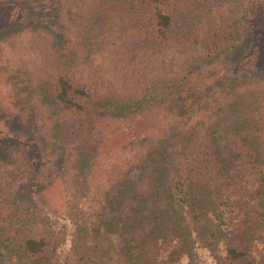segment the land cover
Instances as JSON below:
<instances>
[{
  "label": "trees",
  "instance_id": "trees-1",
  "mask_svg": "<svg viewBox=\"0 0 264 264\" xmlns=\"http://www.w3.org/2000/svg\"><path fill=\"white\" fill-rule=\"evenodd\" d=\"M28 27L0 39L43 36L27 109L61 199L0 150V264L264 261V0H54Z\"/></svg>",
  "mask_w": 264,
  "mask_h": 264
},
{
  "label": "rangeland",
  "instance_id": "rangeland-1",
  "mask_svg": "<svg viewBox=\"0 0 264 264\" xmlns=\"http://www.w3.org/2000/svg\"><path fill=\"white\" fill-rule=\"evenodd\" d=\"M53 9L54 0H8L1 3L0 36H6L26 26H29L28 28L32 26L31 28L41 32L38 25L49 24L53 19ZM42 37L41 33H22L0 39V150L14 144L27 151L39 172L43 185V197L54 205L59 204L61 199V185L54 174V169L50 168L45 160L51 159L48 153L55 148L40 140L36 134V128H33L29 122L30 118L39 117L33 109H27L35 95L33 92L36 86L33 83H48L46 78L45 81L41 80L43 77L42 54H37L36 59L31 54L34 51L32 43L35 46L39 44L42 48ZM16 62L17 66L14 67ZM255 65L254 69L250 70L251 74L255 79L260 78V75L264 79V64H260L257 60ZM9 83H13V86L11 87ZM255 83H260V80H255ZM124 140L125 136L122 134L106 136L100 148L101 155L117 150ZM56 158L54 157L53 160ZM95 257L99 258L103 264H109V261L100 258L99 255ZM260 264H264V261Z\"/></svg>",
  "mask_w": 264,
  "mask_h": 264
}]
</instances>
